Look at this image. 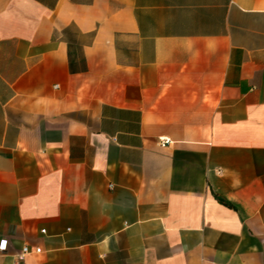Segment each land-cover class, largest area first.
<instances>
[{"label":"crops","instance_id":"crops-1","mask_svg":"<svg viewBox=\"0 0 264 264\" xmlns=\"http://www.w3.org/2000/svg\"><path fill=\"white\" fill-rule=\"evenodd\" d=\"M2 240L264 264V0H0Z\"/></svg>","mask_w":264,"mask_h":264},{"label":"built area","instance_id":"built-area-1","mask_svg":"<svg viewBox=\"0 0 264 264\" xmlns=\"http://www.w3.org/2000/svg\"><path fill=\"white\" fill-rule=\"evenodd\" d=\"M161 140H162V142L164 141V139H161ZM43 232H45V231H43ZM6 245H7L6 240L0 241V253L5 251ZM34 251L36 253H40L42 251V248L37 247ZM31 252H32V249L28 245L24 246L22 248L21 252L17 255L15 264H23V261H24L26 255L31 253Z\"/></svg>","mask_w":264,"mask_h":264}]
</instances>
